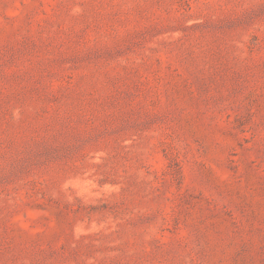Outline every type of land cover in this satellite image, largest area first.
<instances>
[{
  "label": "rangeland",
  "instance_id": "374dc122",
  "mask_svg": "<svg viewBox=\"0 0 264 264\" xmlns=\"http://www.w3.org/2000/svg\"><path fill=\"white\" fill-rule=\"evenodd\" d=\"M0 264H264V0H0Z\"/></svg>",
  "mask_w": 264,
  "mask_h": 264
}]
</instances>
